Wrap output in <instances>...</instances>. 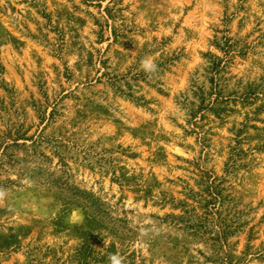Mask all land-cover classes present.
Segmentation results:
<instances>
[{
    "label": "rangeland",
    "instance_id": "obj_1",
    "mask_svg": "<svg viewBox=\"0 0 264 264\" xmlns=\"http://www.w3.org/2000/svg\"><path fill=\"white\" fill-rule=\"evenodd\" d=\"M59 187L95 264H264V0H0V264H77Z\"/></svg>",
    "mask_w": 264,
    "mask_h": 264
},
{
    "label": "trees",
    "instance_id": "obj_2",
    "mask_svg": "<svg viewBox=\"0 0 264 264\" xmlns=\"http://www.w3.org/2000/svg\"><path fill=\"white\" fill-rule=\"evenodd\" d=\"M217 67L222 68V63L220 61ZM208 192L211 197L210 203L213 205L223 204L225 196L223 195V188L220 183L210 182L208 185ZM57 194L61 196L62 201L65 204H78L83 206L87 210V228L81 231V236L84 238L85 243H83L79 248L75 250L74 257L77 260V264H95L103 259V255L98 251L94 250L93 247L88 243L89 239L93 236V232L98 227L106 226V222H111L112 219L109 217L108 210L105 207V203L101 202L99 199H95L92 196L80 197L76 195L75 191L65 187H59ZM114 221V220H113ZM225 226V225H224ZM226 237V229H219L217 239H220L224 244V238Z\"/></svg>",
    "mask_w": 264,
    "mask_h": 264
},
{
    "label": "clouds",
    "instance_id": "obj_3",
    "mask_svg": "<svg viewBox=\"0 0 264 264\" xmlns=\"http://www.w3.org/2000/svg\"><path fill=\"white\" fill-rule=\"evenodd\" d=\"M145 66L146 67H154L153 65H151L150 62H147V61L145 62ZM116 264H119V262L117 261Z\"/></svg>",
    "mask_w": 264,
    "mask_h": 264
}]
</instances>
